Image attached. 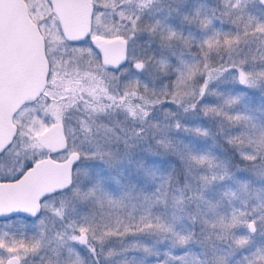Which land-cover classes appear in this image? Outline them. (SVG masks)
I'll return each mask as SVG.
<instances>
[{"label": "snow or ice", "instance_id": "6c2138e0", "mask_svg": "<svg viewBox=\"0 0 264 264\" xmlns=\"http://www.w3.org/2000/svg\"><path fill=\"white\" fill-rule=\"evenodd\" d=\"M0 264H264V0H0Z\"/></svg>", "mask_w": 264, "mask_h": 264}]
</instances>
